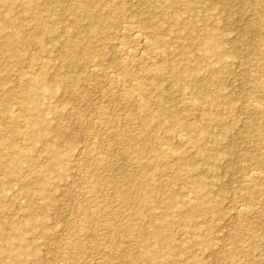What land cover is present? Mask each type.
Masks as SVG:
<instances>
[{
  "label": "rangeland",
  "instance_id": "obj_1",
  "mask_svg": "<svg viewBox=\"0 0 264 264\" xmlns=\"http://www.w3.org/2000/svg\"><path fill=\"white\" fill-rule=\"evenodd\" d=\"M46 1L0 0L56 30L17 58L0 23V264H264V0Z\"/></svg>",
  "mask_w": 264,
  "mask_h": 264
},
{
  "label": "bare ground",
  "instance_id": "obj_2",
  "mask_svg": "<svg viewBox=\"0 0 264 264\" xmlns=\"http://www.w3.org/2000/svg\"><path fill=\"white\" fill-rule=\"evenodd\" d=\"M28 1H30L31 2V4H34L35 3V1L36 0H28ZM60 0H47L46 1V4H45V7H44V11L46 12V13H49V14H51L52 15V17H55L56 15L54 14V4H56L57 2H59ZM62 1V0H61ZM80 6H79V9H77V10H75L74 8H70L69 10H68V15H62V19L63 18H66L67 20H70L71 21V23L73 24V26L75 27V28H89L88 30H90L92 33L93 32H95L96 30H94L96 27H98V24H101L100 22H102L103 20H108L109 19V17L110 16H106V15H96V19H97V21L95 22V21H93V22H89L88 21V23H86V24H84V22H85V20L86 19H90L89 17H88V15L90 14V12H92V10L94 9V6L95 5H97L98 4V2H95V1H90V2H86L85 0H80ZM26 14V12L24 11V12H22L21 14L22 15H24V14ZM117 13V11H114L113 12V14L115 15ZM59 16V15H58ZM106 16V17H105ZM34 22H35V25H31V26H27V25H24V24H18L16 21H9V19L7 20V19H5V20H1L0 21V23L3 25V28H4V30L5 31H3V32H6V33H3V36L1 37V44H2V46L5 48V51H7V52H11V54H12V56H14V57H19L20 56V54H23L24 52H27V53H29V52H31V51H40L41 49H42V42H41V37H43L44 38V36L46 37H52L53 35H55L56 34V30L54 29V27H52V25H49L50 23H46V21L43 19V18H41V17H39V18H35L34 20H33ZM10 25H9V24ZM18 26H20V28L18 27ZM25 26V27H24ZM133 26V25H132ZM124 27V26H123ZM139 29H137L136 27H132L131 28V33H132V36H133V39L135 40V41H137V42H141V43H144V44H146L147 45V47L148 48H150L151 49V53L152 52H154V51H156L157 49H162L161 47H156L155 45H161L160 44V42H158L157 43V41H152V42H150V40H149V38H148V35H147V33H146V31L144 30V28H140V27H138ZM12 30V29H14L15 31H9V30ZM146 29V28H145ZM6 30H8V32L6 31ZM70 30V29H69ZM122 30H123V28H122ZM67 32V31H66ZM90 32V33H91ZM121 32H123V31H121ZM125 32V31H124ZM165 32H168V30L167 31H165ZM132 38V37H131ZM122 39V38H121ZM44 40V39H43ZM133 40V41H134ZM149 40V41H148ZM120 41V40H119ZM122 41V40H121ZM91 46H89V45H87L86 46V50L84 49V52H86V53H89L90 51H91V48H90ZM118 48V47H117ZM119 48H120V46H119ZM118 48V49H119ZM123 48H125V46L123 47ZM128 48V47H127ZM122 49V48H121ZM128 49H130V48H128ZM127 50V49H126ZM263 50V49H262ZM117 51V50H116ZM128 51V50H127ZM129 51H131V50H129ZM76 54V53H75ZM143 54H145L144 52H143ZM142 54V55H143ZM127 55H129V54H127ZM78 56H79V54H78ZM78 56H76V59H75V64L76 63H79V64H82V59L81 58H78ZM21 57V56H20ZM125 57V56H124ZM141 57V56H140ZM143 57V56H142ZM5 57H4V54H3V52H1L0 51V71L2 70L1 69V67H4V64H3V59H4ZM142 59V58H141ZM89 60H92L91 62H90V64L92 63V62H94L95 61V59H89ZM88 60V61H89ZM151 60V59H150ZM154 64V63H153ZM151 65V64H150ZM155 65V64H154ZM15 66H16V64H15ZM141 66V65H140ZM156 66V65H155ZM154 66V67H155ZM9 67H11V66H9ZM94 68L95 70L96 69H98V67H99V65L97 64V63H95V64H93L92 66H91V68ZM149 67V66H148ZM150 67H152V66H150ZM153 68V67H152ZM5 69H6V67H5ZM146 69V68H145ZM151 69V68H150ZM93 70V69H92ZM92 72V71H91ZM122 73H123V71H122ZM112 75V74H111ZM116 75V74H115ZM115 75H113V76H115ZM113 76H110V77H113ZM119 76V75H118ZM1 77V76H0ZM118 78V77H117ZM109 79V78H108ZM113 79H114V77H113ZM116 79V78H115ZM123 79V78H122ZM260 79H261V77H260ZM116 81H118V80H116ZM111 83V82H110ZM113 83V82H112ZM122 83H123V81H122ZM140 83V82H139ZM262 83V82H261ZM137 84V83H136ZM263 84V83H262ZM133 85V84H132ZM139 85V84H138ZM205 87V86H204ZM133 88V87H132ZM128 89H126V91H127ZM130 90V89H129ZM185 91V90H184ZM186 92V91H185ZM122 93V92H121ZM126 93V92H125ZM135 93V92H134ZM137 93V92H136ZM123 94H124V92H123ZM132 94H133V92H132ZM131 95V94H130ZM128 95L126 94V97H127ZM137 96H138V94H137ZM125 97V96H124ZM130 97V96H129ZM140 97V96H139ZM80 98V97H79ZM191 100H193V99H191ZM140 101V100H139ZM142 101V100H141ZM186 101V100H185ZM0 102L1 103H3V105L4 104H6V103H9L10 102V98L9 97H7L5 100H0ZM196 102V101H195ZM140 103V102H139ZM138 103V104H139ZM188 103V102H187ZM197 103V102H196ZM248 103V102H247ZM195 104V103H194ZM198 104V103H197ZM2 105V106H3ZM20 107V109L23 107V105H21V103H19V102H17L14 106H12L13 108V110L11 109L10 110V114L11 115H13L14 114V112H15V108L16 107H18V106ZM256 105V104H255ZM254 105V106H255ZM144 106V105H143ZM143 106H141V107H143ZM196 106V105H195ZM260 106V105H259ZM140 107V108H141ZM2 108V107H1ZM0 108V116L1 117H4V112H3V110ZM3 108H4V106H3ZM255 108V107H254ZM261 108H263V106L261 107ZM143 108H141V110H142ZM7 111H8V108L6 109ZM257 110H258V108H257ZM160 113H162V115L163 116H168V115H170L171 114V111H169V109L165 106V105H163V104H161V106H160ZM9 112V111H8ZM130 113V112H129ZM3 114V115H2ZM126 116H127V113H126ZM194 116V115H193ZM124 117H125V114H124V116L122 117L123 119H124ZM121 119V118H120ZM14 120V119H13ZM163 122H165V121H163ZM99 123V122H98ZM161 125H163V123H161ZM95 126V125H94ZM146 129H147V125L145 124V126H144ZM123 129V128H122ZM190 129H191V127H190ZM112 131V130H111ZM153 130H149L148 131V135H149V137H150V140L152 141V142H154L155 141V136L153 135ZM119 137H121V136H119ZM105 138V137H104ZM180 137H178V139H179ZM117 139H118V137H117ZM181 140V139H180ZM182 141V140H181ZM110 147V146H109ZM162 149H164V147L162 148ZM165 149H166V147H165ZM161 150V149H160ZM93 151V150H92ZM127 151H129L128 149H127ZM125 153V152H124ZM106 154V153H105ZM167 155V154H166ZM52 156V159L51 160H53V161H50L51 163L50 164H52V163H55V162H59L58 161V157H54V155L52 154L51 155ZM76 159V158H75ZM78 159V158H77ZM76 159V160H77ZM97 160V159H96ZM95 160V161H96ZM99 161H100V159H99ZM98 161V162H99ZM184 161V162H183ZM180 164H181V166H186V167H193L192 166V164L190 163V162H188V161H185V160H183ZM14 162L17 164V165H22V163H26L24 160H22V158H20V157H17V158H15L14 159ZM102 162V161H101ZM100 163V162H99ZM104 163V162H103ZM59 164V163H58ZM250 177V176H249ZM94 185V184H93ZM107 186V185H106ZM131 192V191H130ZM123 194V193H122ZM117 197L119 196V195H116ZM119 198V197H118ZM50 205H48L47 207H49ZM93 216H95V215H93ZM94 218V217H93ZM92 219V218H91ZM99 221V220H98ZM246 229V228H245Z\"/></svg>",
  "mask_w": 264,
  "mask_h": 264
}]
</instances>
